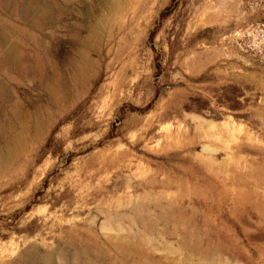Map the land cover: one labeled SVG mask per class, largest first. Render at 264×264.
Returning a JSON list of instances; mask_svg holds the SVG:
<instances>
[{
  "label": "rangeland",
  "instance_id": "rangeland-1",
  "mask_svg": "<svg viewBox=\"0 0 264 264\" xmlns=\"http://www.w3.org/2000/svg\"><path fill=\"white\" fill-rule=\"evenodd\" d=\"M48 1L0 0V264H264V0Z\"/></svg>",
  "mask_w": 264,
  "mask_h": 264
},
{
  "label": "bare ground",
  "instance_id": "bare-ground-1",
  "mask_svg": "<svg viewBox=\"0 0 264 264\" xmlns=\"http://www.w3.org/2000/svg\"><path fill=\"white\" fill-rule=\"evenodd\" d=\"M1 6L4 9L8 10L9 12L12 13L17 12L21 17H23L27 22H29L30 25L36 23L38 20H41L44 24H46L47 23V17L45 15L46 9L48 10V12H53V13L55 12L56 14L60 13V9L53 2H50L48 0H1ZM48 23H50V21ZM0 45L2 47V50L0 51V69L2 68V64L4 63L14 73H20L21 75H24L26 77L32 75L31 69L28 66L24 65L18 49L15 46H12V44L8 46L6 42V38L1 32H0ZM5 101H10L9 93L8 91H6L4 86L0 84V102L5 103ZM151 239H153V237ZM61 257H64V255H62ZM85 257L87 256L85 255ZM49 258L46 257L45 261L48 262ZM90 262L91 264H95V262L97 261L94 259ZM151 264H156V263L152 262Z\"/></svg>",
  "mask_w": 264,
  "mask_h": 264
}]
</instances>
